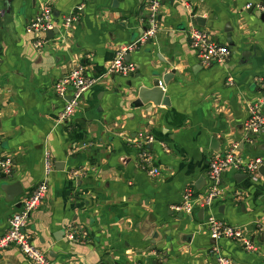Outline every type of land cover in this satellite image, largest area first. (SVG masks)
<instances>
[{
	"label": "crops",
	"instance_id": "0c3cea01",
	"mask_svg": "<svg viewBox=\"0 0 264 264\" xmlns=\"http://www.w3.org/2000/svg\"><path fill=\"white\" fill-rule=\"evenodd\" d=\"M44 1L0 0V158L14 160L12 176L0 172V236L22 198L43 181L49 151V193L28 230L54 264H217L214 247L235 264H264V131L253 144L244 141L248 107L264 95V22L258 10L245 8L264 0H164L158 37L130 55L137 71L129 77L107 71L117 48L145 31V0H54L58 33L41 36L48 43L37 50L27 26ZM78 6L79 20L66 27ZM191 25L228 45L231 58L202 66L189 41ZM77 66L100 81L72 118L56 125L66 102L55 84ZM173 72L162 84L168 105L137 103L141 89ZM141 133L155 140L148 149L159 178L137 166ZM214 138L220 152L212 149ZM237 142L245 160L262 159L257 179L228 170L224 194L207 214L242 228L255 252L212 239L200 210L175 211L187 187L207 191L211 157ZM17 183L24 193L10 202L6 190ZM71 229L82 243L69 241ZM0 256V264H34L18 248Z\"/></svg>",
	"mask_w": 264,
	"mask_h": 264
},
{
	"label": "built area",
	"instance_id": "2783aa9c",
	"mask_svg": "<svg viewBox=\"0 0 264 264\" xmlns=\"http://www.w3.org/2000/svg\"><path fill=\"white\" fill-rule=\"evenodd\" d=\"M54 0H45L39 13L31 20L27 26V32L37 35L33 45L37 50H41L48 43V40L40 38L47 35L49 31L57 29L54 21ZM164 0H145L146 17L144 19L145 31L135 41L117 48L115 58L111 63L107 74L113 76L129 77L136 73L137 68L134 63L127 60L133 52L139 50L150 41L156 40L161 29L160 11ZM187 9L191 7L186 3ZM246 10L255 9L264 14V4H248ZM82 6H78L67 18L64 25L70 27L79 20ZM1 15V13H0ZM188 37L191 47L196 52V56L204 67H211L215 64H224L232 56V50L228 45L221 44L214 40L210 32L191 25L188 29ZM100 78L89 77L84 66H77L70 70L55 84L56 95L65 100V106L58 115L56 125H63L72 118L76 110L80 107L84 94L98 84ZM230 86L234 85L232 78L228 79ZM260 87L264 90V81L260 82ZM70 98V100H68ZM264 95L257 101L252 102L248 107L249 117L245 124L244 141L253 144L255 136L264 131ZM152 136L140 134V141L135 147L138 149L137 166L151 178H159L162 175L160 166L156 164V157L149 145L154 143ZM164 150L169 152V148L162 144ZM240 143L237 142L223 153L213 154L209 161L207 177L209 188L203 194L196 191L194 186L184 190L183 202L175 207V211L192 215L196 210H204V224L210 236L215 241L228 239L239 241L248 252L257 251L256 246L244 234L242 228L231 226L218 219L212 214H207V210L213 203L221 199L224 194V175L232 169L238 173L247 174L257 179L259 168L262 165L261 158L245 160L239 153ZM54 171V161L49 151L44 156V179L36 188L22 198L19 202V210L10 219L9 230L0 236V252L10 248H18L22 254L34 264H54L48 255L47 250H42L34 243L33 234L28 230V225L32 214L37 211L49 193V177ZM0 172L6 176L14 174V160L10 157L0 158ZM75 172L74 175H77ZM69 241L82 243L83 237L80 232L71 229L68 237ZM217 256V264H235L232 260L222 256L218 247L213 248Z\"/></svg>",
	"mask_w": 264,
	"mask_h": 264
},
{
	"label": "water",
	"instance_id": "95a60500",
	"mask_svg": "<svg viewBox=\"0 0 264 264\" xmlns=\"http://www.w3.org/2000/svg\"><path fill=\"white\" fill-rule=\"evenodd\" d=\"M252 11V9L250 10ZM191 16L193 17V19L197 22V24L201 27H205L206 26V20L195 16V12L191 13ZM261 20L264 22V14L261 15ZM58 29H55L53 31H49L47 33L49 38H53L54 35H56L58 32ZM130 59V55L127 57V60ZM174 72L171 74H166L162 81L160 79H156L153 83H152V88L149 89H141L140 90V95H139V101L137 102L138 104H143V103H150L152 102L153 104L159 106L161 104L163 105H168V100L165 99V90L162 86V84H166L168 85L169 81L173 78ZM68 100H70V98H68ZM219 143L216 138H214L212 140V144H213V148L216 152H218L219 150ZM242 146H244V144H242ZM220 152V151H219ZM205 180L202 178L199 180V182L196 184V186L198 188H200L201 186L204 185ZM24 193V188L21 186V184H14V185H9L8 189L6 190V194H7V200L10 202L16 201L19 197H21V195ZM20 207V204H19ZM199 215L201 218L204 219V210H200ZM1 258V256H0Z\"/></svg>",
	"mask_w": 264,
	"mask_h": 264
}]
</instances>
